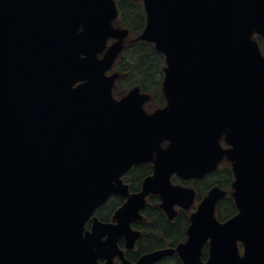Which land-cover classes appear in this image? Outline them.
<instances>
[{
	"label": "water",
	"instance_id": "obj_1",
	"mask_svg": "<svg viewBox=\"0 0 264 264\" xmlns=\"http://www.w3.org/2000/svg\"><path fill=\"white\" fill-rule=\"evenodd\" d=\"M143 1L140 38L166 55L167 105L151 114L139 87L113 96L119 74L107 70L128 33L113 24L115 0H0V264H114L115 247L105 245L115 237L101 241L99 223L85 234V222L154 150L156 173L130 203L173 171L202 175L224 156L233 163L239 212L220 223L226 192L213 187L178 248L185 264H200L192 251L209 237L207 264H264V52L253 38L264 39V0ZM175 151L176 164L163 162ZM177 188L188 207L193 194Z\"/></svg>",
	"mask_w": 264,
	"mask_h": 264
},
{
	"label": "flooded vegetation",
	"instance_id": "obj_2",
	"mask_svg": "<svg viewBox=\"0 0 264 264\" xmlns=\"http://www.w3.org/2000/svg\"><path fill=\"white\" fill-rule=\"evenodd\" d=\"M122 97L120 95L118 98ZM153 99V97H152ZM150 105L147 104L146 107ZM158 103L151 105V110H155ZM168 145V141L162 143L163 147ZM227 161H222L219 169L209 172L202 177L182 178L173 174L171 181L174 185H181L193 188L196 192L194 206L186 208L177 200L173 207L167 209L159 193H149L145 197V203L137 210L135 207L124 212V218H131L128 222H122L123 226H130L132 231L138 233L136 239H132L133 232L120 233L117 235V244L123 251L124 256L136 264L145 254L155 251H162L163 255L154 264H184L178 247L188 240V227L191 224V216L196 211L199 202L214 185H220L229 189L234 180L233 170ZM153 162L134 164L124 175L123 182L128 186V195L113 193L110 198L96 209V217L105 223H110L112 227L119 223L117 212L127 203L129 196L140 193L143 190L144 181L154 174ZM228 197L220 199L216 208L217 218L224 222L236 213L231 212L232 207H228ZM233 202V201H232ZM139 201L134 202L136 206ZM231 212V213H230ZM230 213V214H229ZM88 222V228L92 226ZM116 235V232L115 234ZM200 254L201 262L207 263L211 256V240L208 239L202 245ZM100 261H105L101 258ZM116 264H122L119 255L114 257Z\"/></svg>",
	"mask_w": 264,
	"mask_h": 264
},
{
	"label": "trees",
	"instance_id": "obj_3",
	"mask_svg": "<svg viewBox=\"0 0 264 264\" xmlns=\"http://www.w3.org/2000/svg\"><path fill=\"white\" fill-rule=\"evenodd\" d=\"M131 4H133V6L136 8L139 7L140 5V3L139 4L131 3ZM136 16H137V12L133 10L132 18L136 19ZM258 39L260 43L263 44L259 36H258ZM130 47H134L137 49L133 53V56H134L133 60H135V63H134L135 67L139 70L140 69L143 70L142 72H144V73L141 72L142 75L144 76V78H142V80L144 81L137 80V82L135 83L136 84L140 83L143 87H146V85L144 84H146L150 78L151 80H153L152 76L153 74H155L153 72L154 69H157L161 73V66L164 63L163 56L155 50L154 46L151 43H148L145 41H138L137 43L130 45ZM131 62L128 61L129 65L131 64ZM229 200H230V203L232 204L231 199Z\"/></svg>",
	"mask_w": 264,
	"mask_h": 264
},
{
	"label": "rangeland",
	"instance_id": "obj_4",
	"mask_svg": "<svg viewBox=\"0 0 264 264\" xmlns=\"http://www.w3.org/2000/svg\"><path fill=\"white\" fill-rule=\"evenodd\" d=\"M133 53H134V51H130V50H128L127 52H126V54H125V57H126V61H129V62H131V64L129 65V67H128V65H126L125 63H123L124 65H123V67H128V70H127V72H128V79H126V80H124L123 81V84H128L130 81H135V82H137V80H142V78H144V76L142 75V73H144V72H142L143 70H139V69H137L136 67H135V65H134V63H135V60H133ZM157 69H154V73L155 74H153V80H151V78L149 79V81L146 83V84H144V85H146L147 86V88H149L148 87V85H151L152 87L150 88V89H153V85H154V82L156 81V80H158V79H160V77H161V73L157 70ZM142 72V73H141ZM142 81H144V80H142Z\"/></svg>",
	"mask_w": 264,
	"mask_h": 264
}]
</instances>
